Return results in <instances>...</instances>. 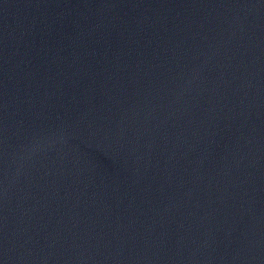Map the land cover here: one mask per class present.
<instances>
[{"label": "water", "instance_id": "1", "mask_svg": "<svg viewBox=\"0 0 264 264\" xmlns=\"http://www.w3.org/2000/svg\"><path fill=\"white\" fill-rule=\"evenodd\" d=\"M0 264H264V0H0Z\"/></svg>", "mask_w": 264, "mask_h": 264}]
</instances>
